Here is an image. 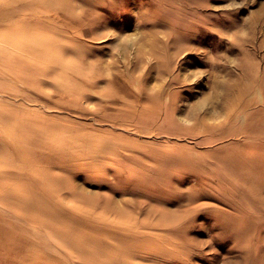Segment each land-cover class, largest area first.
I'll return each mask as SVG.
<instances>
[{
	"label": "rangeland",
	"instance_id": "rangeland-1",
	"mask_svg": "<svg viewBox=\"0 0 264 264\" xmlns=\"http://www.w3.org/2000/svg\"><path fill=\"white\" fill-rule=\"evenodd\" d=\"M0 264H264V0H0Z\"/></svg>",
	"mask_w": 264,
	"mask_h": 264
}]
</instances>
